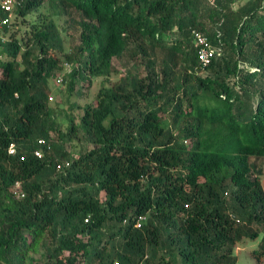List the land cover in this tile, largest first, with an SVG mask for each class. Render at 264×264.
Returning <instances> with one entry per match:
<instances>
[{
  "label": "trees",
  "instance_id": "obj_1",
  "mask_svg": "<svg viewBox=\"0 0 264 264\" xmlns=\"http://www.w3.org/2000/svg\"><path fill=\"white\" fill-rule=\"evenodd\" d=\"M51 1L13 0L24 28L0 29V264H235L259 234L264 264V0ZM64 69L68 95L104 83L62 132Z\"/></svg>",
  "mask_w": 264,
  "mask_h": 264
},
{
  "label": "rangeland",
  "instance_id": "obj_2",
  "mask_svg": "<svg viewBox=\"0 0 264 264\" xmlns=\"http://www.w3.org/2000/svg\"><path fill=\"white\" fill-rule=\"evenodd\" d=\"M246 0H236L234 3V8L239 7L243 2ZM48 8V13L52 16L58 15V8L56 6V3L54 0H52L48 5L46 6ZM46 7H44L41 12L45 14L47 12ZM36 14V15H35ZM34 15H30L27 17L26 21L30 22L33 21L37 17V13ZM14 14H12L11 17V23L13 24L12 31L15 32L18 36L20 35L21 31L24 28V25L21 24L20 19H14ZM57 24L59 29L62 31V36L65 44V48L69 51L72 47L77 46L79 44V31L76 25L72 24L71 22H66L64 18H61L57 20ZM20 30V31H19ZM0 35L3 36V32L0 31ZM115 64L118 65V62H115ZM129 65L124 64L123 66L119 67V70H121L120 74L124 73V69L127 68ZM67 72V69L62 70L61 72H58V77L62 74ZM120 74L117 75H111L109 77V81L111 83L116 82L120 78ZM104 78H96L94 79L92 86L85 97H77L75 93L72 95H68L66 93V85H57L55 83V80H51L49 82L50 87V95H51V101H49V105L56 109L57 111V122L60 124V130L62 132H65L66 130V116H72L75 119H78L81 110L79 107H82L86 104H91L93 100L96 97L98 89L103 85ZM69 151L73 155H77L79 151V145L77 142H73L69 146ZM264 169V166H263ZM261 184L264 189V171L263 175L261 176ZM262 234H259L256 239L250 241V240H243L239 242L236 245V248L234 249L233 255L236 258L235 264H256L252 252L254 250H257L260 243H261ZM29 258L34 263L39 262V251L38 252H30Z\"/></svg>",
  "mask_w": 264,
  "mask_h": 264
},
{
  "label": "built area",
  "instance_id": "obj_3",
  "mask_svg": "<svg viewBox=\"0 0 264 264\" xmlns=\"http://www.w3.org/2000/svg\"><path fill=\"white\" fill-rule=\"evenodd\" d=\"M12 9H13V0H0V11L5 14V16H2L0 14V29H2L5 26H8L11 22V17H12ZM194 36V41L195 45L197 47L196 55H197V60L201 63L202 66H207L211 63V60L214 57V50L213 48L209 45V43L206 41V38L200 34L199 32H193ZM0 42H2V38L0 36ZM68 71V69H67ZM55 83L57 85H62L63 84V74L57 77L55 80ZM50 101L52 100L51 98L49 99ZM38 144L40 146H46V142L43 140H39ZM9 154L14 153L13 146H10L9 148ZM35 157L41 158L42 154L40 150H36L34 152ZM68 166V163H63L57 165L56 169L60 170L62 167ZM16 196L22 197L23 195L20 192H15L14 193ZM144 220V218H140L136 224L137 228H140L141 222ZM112 264H120L117 261H114Z\"/></svg>",
  "mask_w": 264,
  "mask_h": 264
}]
</instances>
